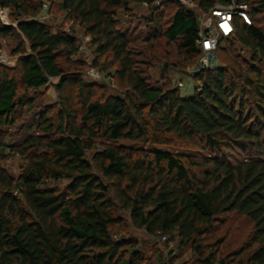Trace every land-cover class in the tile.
<instances>
[{"label":"trees","instance_id":"trees-1","mask_svg":"<svg viewBox=\"0 0 264 264\" xmlns=\"http://www.w3.org/2000/svg\"><path fill=\"white\" fill-rule=\"evenodd\" d=\"M195 2L209 9L230 0ZM237 2L248 5L253 21L236 17L217 62L231 39L249 58L197 71L202 51L193 9L155 0H62L68 17L91 36L96 63L111 56L117 64L122 94L95 98L80 72L60 65L62 56L79 53L77 36L35 19L38 2L0 0L15 21L0 20V38L22 36L28 45L17 50L15 67L0 63V125H14L30 102L19 96L20 85L39 89L58 78L60 95L58 119L47 106L24 124L20 141L3 140L26 163L18 177L0 166V264H142L138 242L114 236L122 221L116 206L136 228L178 239L180 256L191 250L203 264H230L217 258L220 240L213 248L204 239L219 215L237 211L254 229L236 254L251 251L247 264H264V0ZM134 3L151 11L146 40L164 35L192 65L194 94L152 85L139 67L134 40L117 25L118 9ZM168 8L174 9L167 17ZM174 139L201 146L204 159L155 147Z\"/></svg>","mask_w":264,"mask_h":264},{"label":"rangeland","instance_id":"rangeland-1","mask_svg":"<svg viewBox=\"0 0 264 264\" xmlns=\"http://www.w3.org/2000/svg\"><path fill=\"white\" fill-rule=\"evenodd\" d=\"M31 1L33 3L38 2L41 5L39 14H37L35 19L47 23L53 30L73 33L79 40L81 46L79 53L71 57L62 56L60 58L61 67L66 72H80L87 84L95 89V98L122 94L120 81L115 82L117 64L112 60L111 56L100 57L98 59L99 62L96 63L98 57L96 56L91 36L86 34L84 27L68 17L67 12L60 7L62 0ZM173 9H167V17L172 13ZM118 10L117 18L119 23L117 25L134 40L130 47L138 52V65L144 70L149 82L156 86L171 85L173 87L178 82H182L183 86L179 87L182 95L190 96L194 94L198 85H196L193 73L189 72L192 65L184 60L185 56L179 53L176 46L170 43L164 35L146 40L147 35L149 36V32H151L146 25L151 15L150 8L145 4L134 3L131 5L130 10L126 11L121 8ZM9 18L12 22L14 21V17L10 16V14ZM137 35L140 37L137 38ZM23 44L28 47L22 36L0 38V63L15 67L17 58L21 54L17 50ZM224 48L226 49L224 50ZM26 49L29 51L28 48ZM237 55L248 59L250 53L238 42L233 43V39H231L223 43V50L220 52L218 62L222 66H227L229 63L234 62ZM218 62L216 58L215 63L218 64ZM177 65L184 66L185 69L179 68ZM17 76L20 77L19 70L17 71ZM57 82L58 78H52L49 84L39 89L26 88L20 85L19 96L28 97L31 103L28 102L23 108L18 109L19 117L14 125L10 127L0 125V166L14 177H18L21 173L22 166L26 163V158L17 151L13 152L8 145L20 141L26 133L24 124L30 125L47 106L52 107L50 114L58 119L57 110L60 108V95L56 89ZM34 130L36 131V129ZM4 139L8 144L7 146L3 145ZM155 147L192 154L194 158L201 161L207 153L199 145L198 147L196 145L191 146V144L188 145L178 139H174L168 145H156ZM246 153L248 152L243 151L240 156L245 157ZM92 154L93 152H90L88 156L91 158ZM59 183L61 186L65 184L64 182H50V185L56 186ZM116 212L121 216L122 221L120 225L113 227L114 236L118 238L121 236L134 238L138 242V250L143 252L142 264H203L191 250L180 256L178 239L168 242L170 236L148 235L144 229L136 228L132 224L127 211L116 206ZM253 229L254 223L246 215L237 211L228 212L216 218L211 228V234L206 236L204 240L206 241L205 243L212 245L213 248L216 247L215 243L217 240L222 242L217 258H226L230 264H247L251 251H246L242 255H238L236 252L250 240ZM208 250H210V246Z\"/></svg>","mask_w":264,"mask_h":264},{"label":"built area","instance_id":"built-area-1","mask_svg":"<svg viewBox=\"0 0 264 264\" xmlns=\"http://www.w3.org/2000/svg\"><path fill=\"white\" fill-rule=\"evenodd\" d=\"M164 2L181 3L193 9L197 14L200 25L197 42L202 51V56L196 67L197 71L217 65L215 63L216 52L220 42L234 34L236 17L242 18L241 20L248 25H251L253 21L248 5L238 3L237 0H230L229 4H215L209 9L200 7L195 0H155V5L160 6ZM0 20L5 25H15L10 20L9 12L6 8L0 7ZM177 86L181 87L183 83L178 82Z\"/></svg>","mask_w":264,"mask_h":264}]
</instances>
